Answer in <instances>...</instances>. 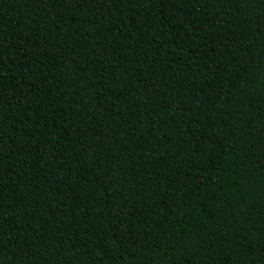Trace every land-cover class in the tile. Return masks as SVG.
I'll return each mask as SVG.
<instances>
[{"label":"trees","instance_id":"1","mask_svg":"<svg viewBox=\"0 0 264 264\" xmlns=\"http://www.w3.org/2000/svg\"><path fill=\"white\" fill-rule=\"evenodd\" d=\"M0 264H264V0H0Z\"/></svg>","mask_w":264,"mask_h":264}]
</instances>
